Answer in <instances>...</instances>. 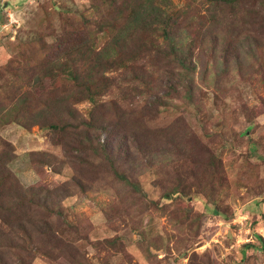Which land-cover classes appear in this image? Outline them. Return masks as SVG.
Listing matches in <instances>:
<instances>
[{"label": "rangeland", "instance_id": "374dc122", "mask_svg": "<svg viewBox=\"0 0 264 264\" xmlns=\"http://www.w3.org/2000/svg\"><path fill=\"white\" fill-rule=\"evenodd\" d=\"M168 1L183 11L174 37L190 71L178 68L180 77L169 60L152 69L151 93L132 96L121 82L103 98L132 114L122 126L108 120L111 155L134 190L105 161L87 167L92 158L71 134L12 122L22 96L32 102L60 86L40 80L49 48L85 18L117 20L115 9L0 0V151L11 147L19 186L44 194L37 207L0 213V264H264V0ZM76 108L85 115L89 105ZM122 134L129 148L145 152L144 134L163 153L117 152ZM174 187L182 193L169 196Z\"/></svg>", "mask_w": 264, "mask_h": 264}, {"label": "trees", "instance_id": "16d2710c", "mask_svg": "<svg viewBox=\"0 0 264 264\" xmlns=\"http://www.w3.org/2000/svg\"><path fill=\"white\" fill-rule=\"evenodd\" d=\"M90 2L95 12L106 6L113 7L114 16L118 19L101 17L92 21L85 18L79 29L65 31L57 43L49 48L48 65L44 67L40 78V80L59 78L60 86L57 85L56 89L44 93L32 102L28 96H22L18 100L20 104L13 107L15 113L12 122L24 129L30 126L51 129L61 135L66 134L68 138L71 134L72 144L80 147L83 153L92 158L83 160L87 167L99 168L103 164L102 161H105L109 165L108 169L119 181L137 190L114 163L116 161L113 160L114 154L111 155L109 139L112 132L108 119H116L119 121L117 126H122V123L126 124V121L130 120L126 117H131L132 114L124 111L114 99L103 98L112 90H119L121 82L123 86L132 85V96L151 93L152 69L160 71L163 68L161 64L176 63L177 70L181 68L186 74L190 71L186 65L189 63L188 57L183 55L185 47H182L180 41L174 37L179 29L177 20L183 15V11L168 0H90ZM101 42L102 46L98 47ZM60 58L71 64L67 70ZM169 60L174 63H170ZM140 61L144 62L141 66L137 64ZM147 66L151 70H148ZM24 70L26 68H23ZM178 71L179 76H183L180 75L182 71ZM128 76L130 79H126ZM138 86H142V91H139ZM172 89L170 87V90ZM185 91L190 92L188 86ZM164 95L167 96L168 92H164ZM82 103L89 105L85 115L76 108ZM154 104L160 105L156 101ZM109 105L115 112L113 116L107 117L104 109ZM101 135L107 136L101 141ZM68 138L64 142H67ZM119 139L117 152L121 150L126 153L130 149L132 153L144 156L145 159L149 155L157 156L163 153L160 149L155 154L154 148L148 145L144 134L138 141L146 144L145 152L141 148L144 145L138 142L132 143L129 148L125 134ZM4 144L10 147L7 143ZM8 148L0 151V213L3 214L11 213L14 209L21 211L26 207H37L44 195L40 193L43 191L42 187L23 189L19 186L8 168V163L12 159V153ZM164 151L165 154L171 153L170 144ZM170 155L172 156L173 152ZM47 163L50 161L47 160ZM180 193L181 189L174 187L168 195ZM43 208L49 211L48 207ZM55 213L61 214L60 211ZM212 213L220 214L217 208Z\"/></svg>", "mask_w": 264, "mask_h": 264}]
</instances>
